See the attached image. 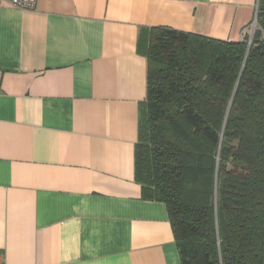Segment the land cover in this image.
<instances>
[{
	"label": "crops",
	"instance_id": "1",
	"mask_svg": "<svg viewBox=\"0 0 264 264\" xmlns=\"http://www.w3.org/2000/svg\"><path fill=\"white\" fill-rule=\"evenodd\" d=\"M259 0H0V264H182L135 178L142 31L252 39Z\"/></svg>",
	"mask_w": 264,
	"mask_h": 264
},
{
	"label": "trees",
	"instance_id": "2",
	"mask_svg": "<svg viewBox=\"0 0 264 264\" xmlns=\"http://www.w3.org/2000/svg\"><path fill=\"white\" fill-rule=\"evenodd\" d=\"M135 178L167 208L182 264H264V0L248 40L142 31Z\"/></svg>",
	"mask_w": 264,
	"mask_h": 264
},
{
	"label": "built area",
	"instance_id": "3",
	"mask_svg": "<svg viewBox=\"0 0 264 264\" xmlns=\"http://www.w3.org/2000/svg\"><path fill=\"white\" fill-rule=\"evenodd\" d=\"M10 4L22 9H33L36 6L37 0H6Z\"/></svg>",
	"mask_w": 264,
	"mask_h": 264
},
{
	"label": "water",
	"instance_id": "4",
	"mask_svg": "<svg viewBox=\"0 0 264 264\" xmlns=\"http://www.w3.org/2000/svg\"><path fill=\"white\" fill-rule=\"evenodd\" d=\"M251 42H252V39L249 40V47H248V49L250 48V44H251Z\"/></svg>",
	"mask_w": 264,
	"mask_h": 264
},
{
	"label": "rangeland",
	"instance_id": "5",
	"mask_svg": "<svg viewBox=\"0 0 264 264\" xmlns=\"http://www.w3.org/2000/svg\"><path fill=\"white\" fill-rule=\"evenodd\" d=\"M248 43H249V40H248Z\"/></svg>",
	"mask_w": 264,
	"mask_h": 264
}]
</instances>
